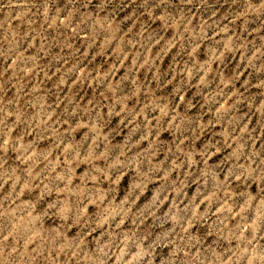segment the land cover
Segmentation results:
<instances>
[{
  "label": "rangeland",
  "instance_id": "obj_1",
  "mask_svg": "<svg viewBox=\"0 0 264 264\" xmlns=\"http://www.w3.org/2000/svg\"><path fill=\"white\" fill-rule=\"evenodd\" d=\"M0 264H264V0H0Z\"/></svg>",
  "mask_w": 264,
  "mask_h": 264
}]
</instances>
